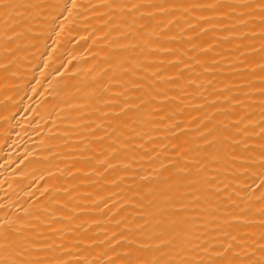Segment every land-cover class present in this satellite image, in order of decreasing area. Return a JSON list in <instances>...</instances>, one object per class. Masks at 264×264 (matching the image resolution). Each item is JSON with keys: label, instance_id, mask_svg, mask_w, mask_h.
<instances>
[{"label": "bare ground", "instance_id": "bare-ground-1", "mask_svg": "<svg viewBox=\"0 0 264 264\" xmlns=\"http://www.w3.org/2000/svg\"><path fill=\"white\" fill-rule=\"evenodd\" d=\"M0 264H264V0H0Z\"/></svg>", "mask_w": 264, "mask_h": 264}]
</instances>
